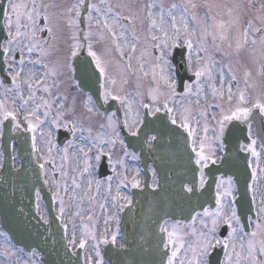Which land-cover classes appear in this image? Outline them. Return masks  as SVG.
I'll list each match as a JSON object with an SVG mask.
<instances>
[{
    "label": "snow or ice",
    "instance_id": "1",
    "mask_svg": "<svg viewBox=\"0 0 264 264\" xmlns=\"http://www.w3.org/2000/svg\"><path fill=\"white\" fill-rule=\"evenodd\" d=\"M6 6H0V19L3 20L2 26H0V31H3L6 35L3 40V44H0V72H3L6 77L9 79V84H6L4 79H0V89H4L5 98L0 100V126L4 124L5 121L11 120L13 122L12 130L15 131L21 128V121L18 118L20 114H23V120L26 124L25 131L32 133V151L33 153L37 152L36 145V131L37 128L42 125L45 120L51 115L52 105L47 99H42L41 103H36V97L38 91H43L51 95V89L48 85L47 78L49 75H56L55 69H49L47 64L43 63L42 57L47 55L44 51V45L49 44L48 39H44L41 35L45 31L48 33V37H52V28L49 26V16L46 11L41 12V8H47L46 5H38L36 0H31V6L24 3H17L15 0H5ZM147 20L149 21V34L152 41L156 43L151 44L150 46L155 49L158 54L154 55L152 59L154 64L152 65L151 72L153 79L156 81L159 86L161 83L167 89V92H158L152 91L148 94V99L150 102H145L143 99L139 101V107L144 111L143 116L139 111L135 113V116L129 120V114L132 112V104L125 96L116 94L109 86L115 85L116 80L109 75L108 73V62L103 60L96 51L93 49V44L91 37L93 35V26L97 29L107 30V33L110 34L113 45L115 46L116 52L119 54L120 60L125 61V66L128 71L132 70L133 55L132 53L136 52V44L129 43L125 39L124 31H121L119 34L116 31L117 27H120L121 20H127L131 23V18L127 16L121 17L119 13L113 11V6L108 4L107 0H100L99 4L86 3V0H76V2L66 10L67 15V27L72 29L78 26L79 18L81 17V9L87 11V30H82L83 40L88 41L87 45L81 42L80 35L76 32L72 33V39L74 43L71 45V52L69 59H76L81 57L82 51H86V57L90 58L88 61L89 66H94V74L97 75V83L99 89L101 90V95L104 100V103L107 104L109 100L118 101L125 108V118L122 121L123 129L127 130L130 136L136 137L140 135L141 129L145 130V135L148 131H151L150 125L152 121H148L146 118L148 116L158 117V113L162 110L167 114L168 118L171 121V124L176 125L178 123L177 116L173 113L175 109L170 106L169 100L175 101V97L180 95L177 92V81L174 79V73L176 71L175 64L173 63L174 49L186 48L188 51V61H187V70L192 72V75L195 77V88L197 95L202 91L201 77L205 74L203 68L197 67L193 71L192 63V52L194 49L193 41L188 31L187 21H185L183 15L180 16L179 21L177 20L174 10L179 6L177 4H172L168 10V16L171 18V35L168 31L164 30L162 26L157 25V20L153 16L152 9L156 7L155 4L149 3L147 6ZM195 7V5H192ZM236 7H239L237 5ZM264 9V5L261 6ZM187 9L185 8L184 11ZM229 16H232L233 13L229 10ZM159 18L161 25L164 21V8L161 4L159 7ZM195 20V16L192 17ZM262 23H264V16L258 17ZM23 20H26L27 23H22ZM43 20V25L41 26L40 21ZM182 25V26H178ZM126 25L124 28L126 29ZM220 28H224L223 24L218 25ZM230 27L239 29L238 21H233ZM157 29L162 33L161 36L152 34V30ZM205 35L209 34L207 27L203 29ZM101 38H103V32L100 33ZM194 35V32L191 34ZM242 37V39H241ZM133 39L138 41V37L133 33ZM220 39L223 41L227 37L221 34ZM123 41V44L118 43L117 41ZM215 36H213V41ZM251 44L253 46L252 52H255L257 44H259V49L261 55H264V28L254 27L251 20L247 21L246 26L243 28L242 33H239L236 38V50L239 52L244 46ZM232 45L229 44V47ZM129 49V54L125 60V49ZM200 52L204 53L205 60L208 56V50L201 44L197 49V64L200 63ZM19 53V55H17ZM38 54L36 58H33V54ZM226 54V53H225ZM142 56L138 58L142 59ZM183 57V53H181ZM27 57V59H26ZM41 65L46 71L43 74V78L37 79L36 74L29 70L25 72V65ZM66 67L69 70L75 71L71 63H67ZM140 70L144 71V65L141 63L139 65ZM231 72V69H228ZM144 75L147 76L148 72L144 71ZM250 73H245L247 77ZM158 77V78H157ZM209 79H211V73H209ZM232 80H235V75L231 76ZM225 82V72L222 67L220 70V90L216 86L212 85V94L213 97H219L221 100L225 98V93L223 91V85ZM184 87V95L187 96L191 94L193 85L181 82ZM21 85H24L28 89L27 99L24 97L23 90ZM7 93H13V103L16 99L22 101L21 105L18 108H9L7 107L8 96ZM166 96L165 99L161 100L160 97ZM234 93L232 92L231 86L227 89V101L231 104L233 100ZM61 99H67L63 97ZM33 102L34 106L29 108V102ZM248 99L245 96L244 91L239 92L238 102L234 109H225L220 105H209L205 111L201 112V115L205 117V120L208 119V110L212 107L219 108V114H212L211 120L215 121L218 125V134L217 130L214 129V139L221 140L224 136L226 125L232 121H243L246 120L252 108L259 109L260 113L264 115V101L257 99L252 108L245 107L244 105L248 104ZM44 108L43 116L39 114L40 108ZM87 110L93 112L94 108L92 106V98L89 97L86 103ZM64 105L60 103L58 106V111L55 113V118L51 121V125L55 129L64 128L70 132L75 138V133L77 130L81 132L80 139H85L83 133L85 129L78 125L75 120L65 121L62 117L65 115L63 111ZM179 127L183 128L189 137H194L195 130L189 127L186 116L180 117ZM105 125H101L103 129ZM107 128L110 130V136L105 138L106 134L104 132L99 133L95 138L92 137L91 129H87L88 137L87 139L91 140V146H77L73 142L65 145L63 148L64 158H67L68 148L69 147H78V151L83 155V169L82 175L87 174L88 180L87 185L90 189L93 184V179L91 178L92 170V160L94 159L97 164H99L101 157L107 155L109 162L111 163V154L105 152L103 145H109V148H114L117 143L124 147L125 155H127V146L124 143L123 138L121 137V121L116 116V113L113 112L107 117ZM204 137L199 142V150L196 147V140H192V151L195 153V164L198 167L199 171V187L203 189L207 184V178L205 175V169L209 166V162L215 164L216 161L213 158L215 155L214 150L211 148V145H206L207 134L209 132V125L205 122L203 126ZM45 133L41 130V136H44ZM47 151L48 155H41L39 160L42 161L39 163V168L41 172L44 171L46 164H52V167L55 168V163L51 157V153L54 148H57L56 143L53 141V132L49 130L47 132ZM157 139L156 135H151L148 137L146 142L154 141ZM255 140L251 144L247 145L248 151L253 157H258L259 153L255 150ZM208 147V153L205 154V148ZM96 149V154L94 157L90 156L92 149ZM136 159L135 155L132 157ZM121 166H123V160L118 161ZM112 171L115 172V166L112 167ZM61 175H66V173H61ZM257 176V170L253 168L252 171V180L255 181ZM109 181V192L111 191V180L112 177H107ZM127 180V177L124 176L120 184H124ZM48 181L45 180V184ZM72 183L75 188H80L81 185L77 183L76 178H72ZM95 183L99 185L101 181L96 180ZM132 187H139V180L134 176L131 181ZM67 187L65 186L64 191L67 192ZM248 190H252V186H248ZM187 191L191 192L193 189L191 187L187 188ZM60 186L57 184L56 190L52 194V200L59 202V216L58 219L61 220L63 224V216L65 213V204L63 198L60 196ZM37 197V213H39V198L40 193L37 191L35 193ZM127 199L126 197H123ZM114 203L121 199V194L119 191V186L117 187L116 195L112 197ZM214 199V209L208 207H202V211H195V215L191 216V223L186 225L190 231L187 232H178L177 225H173L172 231H169L167 228H162L161 231L167 232L168 243L165 245V248H168L171 245L170 255H167L166 264H176L179 260V264H212L211 258L214 254L217 253V249L223 251V260H220L218 264H264V198H261L257 206V201L255 195L252 196V205L256 206V217H248L249 225H254L251 231L245 230V225L241 222V216L237 211V200L240 199L238 191L234 185L233 179L228 177H221L218 181L215 182V189L213 192ZM123 207V206H121ZM77 216L80 215L79 212L76 213ZM41 220H44L47 223V219L44 215L40 216ZM91 219V217H89ZM108 221L105 220V224ZM199 225L197 227L196 225ZM65 231H67V225L64 224ZM222 230L226 231V235H222ZM85 236H91L92 240H96V235L94 232H89L85 229ZM185 237H191L187 243H185ZM247 237V242L245 245L244 238ZM239 239V247L237 246V240ZM113 242L115 241V235L112 237ZM73 246L76 245V236L73 232L72 239L69 241ZM99 243H108L107 238L99 241L95 247V255L100 256L99 252ZM86 240L81 238L79 241L78 247L84 249ZM183 253L181 254V251ZM3 255L7 257L9 252L5 249ZM87 264H93L92 260L89 258ZM96 264H103L102 260L96 261Z\"/></svg>",
    "mask_w": 264,
    "mask_h": 264
},
{
    "label": "water",
    "instance_id": "2",
    "mask_svg": "<svg viewBox=\"0 0 264 264\" xmlns=\"http://www.w3.org/2000/svg\"><path fill=\"white\" fill-rule=\"evenodd\" d=\"M5 5V0H1L0 6ZM2 24L3 20L0 19V26ZM5 35L0 31V44ZM88 61V57L74 59L76 75L80 86L88 89L94 99L100 101L98 74H94V66H89ZM174 63L181 77H187L185 60L174 59ZM1 74L5 76L3 72ZM250 120L254 122L257 134L262 137L264 127L261 118L254 114ZM249 122L230 123L225 134L245 135ZM152 128L157 139L151 157L158 171L159 185L153 191L147 184L138 192L135 205L127 210L121 222L122 246L105 248V258L110 264H166L168 251L164 249L162 221L167 217L183 218L182 198L186 193L182 183H189L193 191L196 190L197 174L189 137L172 127L167 118L159 119ZM12 140L18 145L17 154L21 160V168L18 170L13 166ZM226 142L229 143L227 140ZM232 149L235 151L234 159L241 155L238 147L233 146ZM2 150L4 162L0 171V215L5 230L15 244L27 251L37 249L42 254L41 261L44 264H84L82 252L73 254L69 249L59 220L53 213L50 193L36 163L31 138L27 136L22 139L20 133H12L10 127H6ZM242 171L248 179L246 167ZM246 179L242 178V182H246ZM36 189L41 192L48 205L47 223L36 213Z\"/></svg>",
    "mask_w": 264,
    "mask_h": 264
},
{
    "label": "flooded vegetation",
    "instance_id": "3",
    "mask_svg": "<svg viewBox=\"0 0 264 264\" xmlns=\"http://www.w3.org/2000/svg\"><path fill=\"white\" fill-rule=\"evenodd\" d=\"M17 3H22V0H15ZM156 35L161 36L163 38L162 33L158 32L155 33ZM49 44L44 45V50L48 51L50 47V38ZM19 55V53H17ZM38 54L34 53L33 58H36ZM27 59V57H26ZM43 63L48 65L49 69H55L56 75H49L47 78L48 85L51 89V95L44 93L43 91L37 92L36 97V103H41L42 99H47L51 105V115L45 120V122L40 125L39 127L42 128L43 132L45 133L44 138L47 140V132L49 130H52L53 137L52 139H55L57 135V129L53 128L51 125V121L55 118V113L58 111V106L60 103H63L65 112V115L62 117L65 121L75 120L78 125L82 126L85 131L83 133V136L85 139H80L81 132L77 130L75 133V138L73 135L70 134V141L73 142L77 146H91L92 141L87 139L88 137V131L87 129H91L92 137L95 138L99 133L104 132L106 134L105 138L110 136V130L107 128V117L115 112L111 111L109 113L99 112L96 110L94 102L92 100V106L94 108L93 112H89L86 107V103L88 101V98L91 97L88 93H84L81 91L77 84L75 83L73 79V71H60L59 70V60L57 54H50L47 53V55H44L42 57ZM29 70H32L36 74L37 79L43 78V74L46 71L41 65H32L27 64L25 65V72H28ZM174 79H175V73H174ZM176 80V79H175ZM136 84V83H134ZM153 84V81H152ZM10 86V85H9ZM116 94H119L121 96H125L128 98L127 95L123 94L122 88L120 85H118V82L116 81L115 85L109 86ZM154 87V84H153ZM21 88L24 93L25 99H27L28 96V89L26 86L21 85ZM177 90V89H176ZM149 92H152V85L148 82H145L142 88L140 89L137 87V84L133 88V92L130 97V102L132 104V112L129 114V120H131L132 117L135 116V113L139 111L141 115L143 116L144 111L142 108L139 107V101L143 99L145 102H150L148 99ZM167 92V89L165 88V93ZM180 93L177 97H175V101L173 102L171 99L169 100V104L171 107L175 109L174 115L177 116V120L179 124L180 117L186 116V110H185V95ZM63 97H67V99H61ZM165 97V96H164ZM18 106L21 105L22 101L19 99H16ZM110 101V100H109ZM108 101V102H109ZM118 112L116 113V116L121 121V137L122 136V121L125 118V108L122 106L118 101ZM33 102H29V108L33 107ZM44 108L41 107L39 110V114L43 116ZM21 115V121L24 125L23 120V114ZM187 117V116H186ZM188 120V117H187ZM101 125H105L103 129H101ZM189 127L195 130V135L192 137V140H196V147L197 150H199V142L204 137L203 128L200 123H196L194 121H190ZM125 130V129H124ZM127 131V130H125ZM217 134V133H216ZM207 141H205L206 145L210 144L211 148L214 150L215 155L214 159L216 161V164L220 161L221 156L224 152V143L223 140H217L214 139V133L208 132L207 134ZM124 140V139H123ZM68 141L65 145L69 144ZM125 143V141H124ZM64 145V146H65ZM126 145V143H125ZM55 148L53 149L51 153V157L55 163V168L52 167V164H46L47 172L50 174V179L52 182V188L55 191L57 184L60 186V196L64 200L65 204V213L63 216V224L67 225V235L69 240L72 239L73 232H75L76 238L80 235H84L83 232V222H91L85 220V215L80 213L79 216L75 213V206H86L87 209L95 211L92 217L93 220H100L94 221L99 222V225L95 226L93 225V228H97L98 230H101L104 234L108 233V235H111V232L114 231L115 222L117 219L119 220L120 213L124 209V207L130 202L131 200V190H132V178L135 176L136 179L140 180V174L142 173V168L140 166V156L139 153L133 150H129L127 148V155H125L124 147H122L119 143L115 145L114 148H109V145L104 144L103 148L106 153L110 151L111 154V163L109 162L108 156H102L99 164L96 163V161L92 160V170H91V178L93 179V184L91 188H88L87 180L88 175L87 174H81L83 169V155L78 151V147H69L67 158H64V152L63 148ZM208 153V147L205 148V154ZM96 154V149L93 148L92 152L90 153V156L94 157ZM133 155H135L136 159H133ZM123 160V166H121L119 163H117L120 160ZM211 164V161L209 162V165ZM115 166L116 171H112V167ZM205 171V170H204ZM66 173V175H61V173ZM111 176V191L109 192V181L107 180V177ZM126 176L127 180L124 184H120L121 179ZM75 177L77 183L81 185L80 188H75L72 183V178ZM225 178V180L230 177H226L224 175H219L217 178V181L219 178ZM207 178V175H206ZM232 178V177H231ZM208 179V178H207ZM233 179V178H232ZM96 180L101 181L99 185L95 183ZM140 182V181H139ZM234 182V180H233ZM235 185V183H234ZM65 186L67 187V192L64 191ZM119 186V191L121 194V199L116 201L114 203L112 197L116 195L117 187ZM252 191L253 194L256 197L257 205L259 204V201L261 198H264V186L262 181H258L256 184H252ZM236 187V185H235ZM92 188L95 189L92 192ZM123 197H126L127 199H124ZM123 206V207H121ZM214 209V208H210ZM90 217L89 215H86ZM105 220L108 221L107 224H105ZM191 223V220L186 222H173L168 221L165 224V228H167L169 231H172L173 225H177V231L178 232H187L190 231L189 228L186 227V225H189ZM261 223H264V221H261ZM199 227V225H196ZM254 227V225H251V230ZM167 234V232H166ZM222 235H226V231L222 230ZM191 237H185V243L190 240ZM247 237L244 238L245 245L247 242ZM167 243H168V235H167ZM239 239L237 240V246L239 247ZM171 245L168 246L169 251H171ZM219 255L214 254L211 258L212 264H218L220 260H223V251L221 249L216 250ZM183 253V250L181 251V254ZM176 264H179V260H177Z\"/></svg>",
    "mask_w": 264,
    "mask_h": 264
},
{
    "label": "rangeland",
    "instance_id": "4",
    "mask_svg": "<svg viewBox=\"0 0 264 264\" xmlns=\"http://www.w3.org/2000/svg\"><path fill=\"white\" fill-rule=\"evenodd\" d=\"M31 1V0H30ZM27 1L25 4L31 5V2ZM38 1V0H36ZM42 0H39V5L41 4ZM53 3L49 4L50 9H49V26L52 28V37H54V39H57V41L59 43L65 44L66 42V46L63 47L61 53H65L68 54L71 52V45L74 43L73 39H72V33L76 32L80 35V31L81 29H83V24L81 21V18H79V23L78 26L75 28H68L67 27V15H66V10L71 7L76 0H52ZM130 1H133L134 4L131 5ZM172 2V3H169ZM226 0H195V3L192 2L191 0H184V4H183V0H107L108 4H111L113 6V11L117 12L120 14L121 17L123 16H127L131 18V23H125L124 20H121L120 23V27L116 28L117 33L119 34L121 31H124L125 34V39L131 44V43H135L133 41V33H135V36H138L139 40L141 41L138 44L140 45V47H142L143 49H147V45L151 44V42L156 43L155 41H152L150 39V35H149V21L147 20L146 16H147V5L149 3H153L156 5V7H154L152 9L153 12V16L154 18L157 20V25L158 26H162L163 28L167 27H171V24L168 26V23L170 21V17L168 16V10L170 8V6L172 4H177L179 7L174 10V14L177 17V20L179 21V18L181 15H183L185 21H187V25H188V31L189 34L191 36V39L193 41V45H194V49L192 52V61L194 63H197V43H196V37L200 36L199 33H197L195 31V29L192 28H197L198 25L201 27H205L210 25L211 23H215L217 25L223 24L224 26L226 25H231L233 21H238L239 23V29H241L243 31V28L246 26L247 21L251 20L253 22V26L254 27H260V28H264V23L261 22L260 19H258V17L264 16V9L261 8L262 5H264V0H240V7H244L246 5L245 10H243V12L240 13V11H242L241 9H235L232 11L233 15L229 16L226 14H223L225 11L223 10V8H221V5L225 2ZM228 2H235V0H227V4H230ZM263 2V3H260ZM66 3V6L64 5ZM93 4H99L100 0H92ZM163 5L164 8V21L163 24L161 25V21L159 18V7L160 5ZM52 5V7H51ZM131 5V7L129 6ZM183 5H186L188 8L186 10V12L183 11L182 7ZM192 5H195L196 8L195 10H189L191 8ZM219 6V9H216L215 13H212L210 9ZM231 10V9H229ZM239 13V14H238ZM238 14V15H236ZM187 16V17H185ZM193 16H195V20H193ZM26 20H23L22 23H27ZM86 21H87V17H86ZM138 22V23H137ZM146 22V28L145 27V23ZM143 23V24H142ZM127 26L126 29L124 28V26ZM191 25L193 27H191ZM182 26V25H179ZM139 28L141 30H146V32H142L143 35L141 33H139ZM233 28V27H230ZM85 29L87 30V22H86V26ZM237 29V28H236ZM93 35L91 38H96V39H109L111 44L112 40H111V36L110 34L107 33V30H102V29H97L95 28V26H93ZM154 31H158L157 29H154ZM237 32V30H235ZM103 32V38H101L100 33ZM194 32V35H191ZM238 35V34H237ZM237 35L235 34V38H237ZM81 37V35H80ZM83 37V35H82ZM146 37V38H144ZM144 40H148V42L145 43ZM109 42V43H110ZM206 44H211L213 41V37L211 35H208L204 41ZM136 44V43H135ZM219 45H221V43H219ZM236 45V43H235ZM115 47V46H114ZM207 47H215L214 45H209ZM110 48L112 49L111 46H107V49ZM245 49L240 50L239 52H237L236 47H235V53H234V59L236 60V63L238 64H242L239 67H234V60L232 58V55H229V57H227L226 60H228L229 65L234 69L233 71V75H235L236 80L239 81L238 84H240L242 82V74L245 76V73H251L253 78H255V80H252V83L254 81H258V79H256L257 77V73H258V68L261 67L262 69H264V65L261 64L259 62L263 60L264 62V55H261V51L259 49V44H257V46H255L256 50L255 52H252L253 46L251 44H248L247 46H244ZM60 53V52H59ZM144 53H146L144 51ZM150 52H147V54H150ZM201 60H205L202 59L201 57L199 58ZM126 60V57H125ZM200 60V63L202 62ZM256 61L255 67H254V63ZM259 62V63H258ZM121 65L126 69L125 66V61H121L120 62ZM258 63V64H257ZM136 70V62L135 65H132V70L130 71L131 74L136 75V76H143L144 71L140 70V67L137 68L138 71ZM237 70H241V74L238 75ZM252 70V71H251ZM214 71H216L214 69ZM251 71V72H250ZM213 72V70H212ZM226 73V72H225ZM250 76V75H249ZM208 80L211 83V86L208 85L209 83L207 82V79L203 78L201 79V84H202V91L200 92L199 95H197L196 92V88L193 87L191 94L187 95V99H188V103H191V97H195L197 100L198 99H203L206 95V99H208L209 97L211 98V101L214 100L213 94H212V85H213V78L211 76V79H209V74H208ZM259 86L257 87V83L252 84L251 83L246 84L242 82V84L237 85L236 87H234L231 83H229V86H231L232 92L234 93L233 96V104H230L228 107L229 109H234L237 102H238V96H239V92L240 91H244L245 96L248 99V104L244 105L245 107H249L252 108L253 103L257 100L260 99L262 101H264V79H263V74H262V70L260 69V79H259ZM228 86V87H229ZM218 90H220V87H216ZM211 89V90H210ZM228 89V88H227ZM227 89H223L225 95L227 96ZM210 90V91H209ZM209 91V93H207ZM8 104V101H7ZM210 105H214V102L210 103ZM229 109H225V111H228ZM253 109V108H252ZM219 108L216 107H212V114H215L217 111H219ZM38 150L40 151L41 145L40 143H38ZM262 156L259 155L258 159H260L261 164H262ZM0 159H1V154H0ZM262 171L263 170V166H261ZM75 209L77 210V212H82L81 210H79L78 208L75 207ZM5 249H7V251L9 252V255L7 257H5L3 255ZM89 258L92 260L93 264L96 263V261L101 260L99 257H97L95 255V253L93 252V250L91 248L88 249V251L86 252V259L87 261L89 260ZM21 259L22 264L24 262H27L29 264H39V261L37 259V256L35 254L33 255H28L25 256L22 252L17 253L14 248L12 243L9 242L7 236L5 234H3L0 231V264H19V260ZM30 261V262H29Z\"/></svg>",
    "mask_w": 264,
    "mask_h": 264
}]
</instances>
